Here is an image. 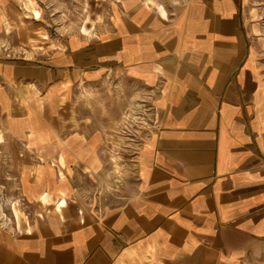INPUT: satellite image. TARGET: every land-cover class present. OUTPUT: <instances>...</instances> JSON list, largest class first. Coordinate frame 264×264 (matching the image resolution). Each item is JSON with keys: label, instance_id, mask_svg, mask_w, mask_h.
I'll use <instances>...</instances> for the list:
<instances>
[{"label": "crops", "instance_id": "crops-1", "mask_svg": "<svg viewBox=\"0 0 264 264\" xmlns=\"http://www.w3.org/2000/svg\"><path fill=\"white\" fill-rule=\"evenodd\" d=\"M258 1L110 0L86 35L0 0V264H264ZM119 156L126 196L79 208L71 173Z\"/></svg>", "mask_w": 264, "mask_h": 264}, {"label": "rangeland", "instance_id": "rangeland-1", "mask_svg": "<svg viewBox=\"0 0 264 264\" xmlns=\"http://www.w3.org/2000/svg\"><path fill=\"white\" fill-rule=\"evenodd\" d=\"M61 1L59 5L56 0H38L39 5L37 20L39 23H43L55 32L56 28L59 27L60 21L56 19L55 15L57 12H63L60 17H63L67 22L69 29L68 32H73L72 27H78L82 23L90 24L88 30L83 29L82 32L86 35L92 34L98 30L105 21V11H107L110 0H58ZM54 4V7L50 10V5ZM251 13L254 20H259L263 17V14L258 15L261 10L259 7L258 0H252L251 2ZM105 18V19H104ZM264 34V32H263ZM101 96L100 103H103V108L101 111L99 108L97 110H90L95 115L102 114L108 117L109 109L107 105V94L99 95ZM93 96L86 93L85 95H79V99L74 95L73 99L70 101V105L62 111L54 110V116L60 118L61 116H66L69 114L71 118L77 116V103L78 101L83 102L86 109L91 108L90 104ZM102 100V101H101ZM104 100V101H103ZM98 103V95L96 99ZM97 106V105H96ZM99 107V106H97ZM88 110H86L87 112ZM47 117H49L50 111H43ZM87 115V114H86ZM121 143H117V145ZM120 147V146H119ZM120 149V148H119ZM135 156L132 157H107L103 159V163L100 167V174L93 176H82L80 174L71 173L76 181V189L74 191V197L80 204L78 207L82 209L91 208H106L110 205L116 203L120 199L124 198L127 194V184L132 180L133 174L135 172ZM20 224V223H18Z\"/></svg>", "mask_w": 264, "mask_h": 264}]
</instances>
